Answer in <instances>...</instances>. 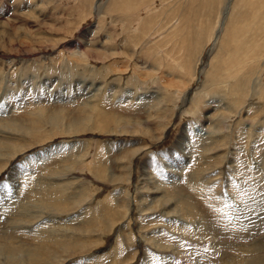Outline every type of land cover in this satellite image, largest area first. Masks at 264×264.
Returning a JSON list of instances; mask_svg holds the SVG:
<instances>
[{
	"label": "rangeland",
	"instance_id": "374dc122",
	"mask_svg": "<svg viewBox=\"0 0 264 264\" xmlns=\"http://www.w3.org/2000/svg\"><path fill=\"white\" fill-rule=\"evenodd\" d=\"M0 264H264V0H0Z\"/></svg>",
	"mask_w": 264,
	"mask_h": 264
},
{
	"label": "bare ground",
	"instance_id": "6f19581e",
	"mask_svg": "<svg viewBox=\"0 0 264 264\" xmlns=\"http://www.w3.org/2000/svg\"><path fill=\"white\" fill-rule=\"evenodd\" d=\"M8 200V199H7ZM5 201V200H4ZM1 206H3V205H1Z\"/></svg>",
	"mask_w": 264,
	"mask_h": 264
}]
</instances>
